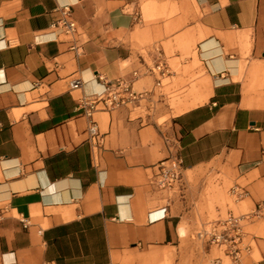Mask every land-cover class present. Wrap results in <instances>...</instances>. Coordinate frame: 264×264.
<instances>
[{"label":"crops","instance_id":"crops-1","mask_svg":"<svg viewBox=\"0 0 264 264\" xmlns=\"http://www.w3.org/2000/svg\"><path fill=\"white\" fill-rule=\"evenodd\" d=\"M118 77L145 94L93 114L95 150L79 100ZM0 204V264H117L246 213L264 264V0H0Z\"/></svg>","mask_w":264,"mask_h":264},{"label":"built area","instance_id":"built-area-1","mask_svg":"<svg viewBox=\"0 0 264 264\" xmlns=\"http://www.w3.org/2000/svg\"><path fill=\"white\" fill-rule=\"evenodd\" d=\"M60 15L52 22L51 26L61 32L72 35L77 32V24L73 17L71 6L65 5L58 9ZM159 75L166 73L163 62L155 65ZM154 69V70H155ZM136 72L133 73L134 77ZM104 80V78H100ZM159 83V82H158ZM80 85L73 83V87ZM145 92H138L133 88V78L118 77L113 80H105L102 89L89 94H84L79 100L83 113L89 117L88 131L92 147L97 149L102 140L93 114L97 111H108L121 106L134 103L143 97ZM167 142L168 137L164 136ZM183 172V159L179 152L170 155L159 162V170L152 177L151 182L159 189H170L176 185ZM5 212V207L0 204V221ZM253 213L238 216L228 214L222 219L209 223V229H204L202 234L209 237L213 243L223 247L228 264H242L241 253L251 248L250 240L247 238L245 225L251 219ZM222 258H217L216 264H222ZM224 263V262H223Z\"/></svg>","mask_w":264,"mask_h":264},{"label":"rangeland","instance_id":"rangeland-1","mask_svg":"<svg viewBox=\"0 0 264 264\" xmlns=\"http://www.w3.org/2000/svg\"><path fill=\"white\" fill-rule=\"evenodd\" d=\"M192 92L195 95V83L192 85ZM180 93L179 90L173 92L172 98L179 96ZM184 228L182 235L178 233L176 243L159 252L129 254L117 264H216L217 258H222L224 264L228 262L223 247L213 243L209 237L202 234L204 229H209V226H184ZM244 229L245 231L251 230L247 227Z\"/></svg>","mask_w":264,"mask_h":264},{"label":"bare ground","instance_id":"bare-ground-1","mask_svg":"<svg viewBox=\"0 0 264 264\" xmlns=\"http://www.w3.org/2000/svg\"><path fill=\"white\" fill-rule=\"evenodd\" d=\"M183 232H184V230H183V228H181V229H180V233L183 234Z\"/></svg>","mask_w":264,"mask_h":264}]
</instances>
